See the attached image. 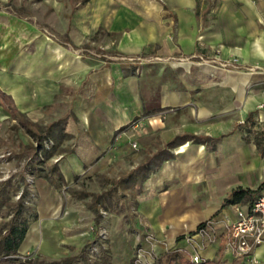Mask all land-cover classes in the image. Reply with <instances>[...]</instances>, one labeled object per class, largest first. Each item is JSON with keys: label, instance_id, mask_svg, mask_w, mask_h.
Instances as JSON below:
<instances>
[{"label": "crops", "instance_id": "0c3cea01", "mask_svg": "<svg viewBox=\"0 0 264 264\" xmlns=\"http://www.w3.org/2000/svg\"><path fill=\"white\" fill-rule=\"evenodd\" d=\"M84 46L174 58L132 66L79 52ZM199 55L237 57L242 68ZM249 66H264V0H0V95L16 111L0 96V127L9 117L63 126L70 137L61 145L71 143L56 161L63 178H106L101 192L132 196L122 221L130 234H114L117 217L103 220L106 264H130L146 231L159 241L152 264L191 262L195 250L219 264H264V240L251 260L223 250L221 228L214 243L186 238L207 218L233 219L264 189V72ZM139 116L132 137H115ZM39 184L42 212L27 221L17 256L62 260L80 218L73 209L54 216L57 189ZM236 189L251 191L225 201Z\"/></svg>", "mask_w": 264, "mask_h": 264}, {"label": "rangeland", "instance_id": "374dc122", "mask_svg": "<svg viewBox=\"0 0 264 264\" xmlns=\"http://www.w3.org/2000/svg\"><path fill=\"white\" fill-rule=\"evenodd\" d=\"M78 51L106 59H116L115 57L121 54L99 46H84ZM197 59L214 63L223 69L237 68L221 65L224 59H217V57L199 55ZM129 65L139 64L129 63ZM261 68H257L256 71L264 72ZM262 123L261 126L264 127V122ZM50 125L31 122L24 118L9 117L0 127V214L3 217L0 223V236L9 232L13 220L16 224H19L21 219V222L27 223L30 218L42 212L41 204L45 199L43 192L41 193L42 189L38 187L41 181H48L57 189L60 203L58 210L54 211V216H61L67 209H73L71 215L80 218L79 221L77 219L79 224L70 226L69 229L70 235L75 237L69 245L71 256L76 257L72 264H106L109 260L107 250L110 234L103 220L111 216L119 219L117 225L113 227L116 235L125 233L124 231L126 234L131 232L132 225L125 226L123 222L129 221L127 217L132 216L133 210L130 208L132 196L127 193L113 194L110 189L101 192L104 187L110 188V180L98 176L64 179L56 161L62 152L65 153L71 149V143L66 146L61 145L63 140H69L70 132L65 131L63 126ZM138 132L141 133L139 130ZM262 132L263 130H258L260 138L264 141ZM40 136L41 141L38 140ZM120 170L124 171L122 172L124 175L128 169ZM83 235H86V238L84 237L83 242H78L77 238L82 240ZM138 235V239L143 236ZM82 245H84L83 250L80 251Z\"/></svg>", "mask_w": 264, "mask_h": 264}, {"label": "built area", "instance_id": "2783aa9c", "mask_svg": "<svg viewBox=\"0 0 264 264\" xmlns=\"http://www.w3.org/2000/svg\"><path fill=\"white\" fill-rule=\"evenodd\" d=\"M115 58L123 62L139 64L143 61L167 60L170 57H144L142 55L129 56L120 54V56ZM177 59L180 60L184 58L177 57ZM221 65L237 68L242 67L239 65L237 57L224 59L222 60ZM246 68L256 71L257 68L261 67L249 66ZM261 69L264 71V67ZM263 106L264 103L260 104V107ZM141 121V116L131 120L127 125L118 129L115 137H119L127 132L129 137H132L137 128L140 127ZM130 143L133 148L137 146L136 140H132ZM219 228H221L220 232L223 237L224 251L231 253L234 257H243L253 260V250L264 240V189L253 199L248 208L242 209L236 207L235 217L233 219L225 218L222 223L218 224V221L215 218H207L197 226L193 234L187 235L186 238L188 241H191L194 236H198L202 237L205 243H214L221 235V233H219ZM142 235L143 236L139 239V244L133 252L130 264H152L155 260L154 247L159 241H157L151 233H145ZM190 258L194 262L205 260L197 250L190 254Z\"/></svg>", "mask_w": 264, "mask_h": 264}, {"label": "trees", "instance_id": "16d2710c", "mask_svg": "<svg viewBox=\"0 0 264 264\" xmlns=\"http://www.w3.org/2000/svg\"><path fill=\"white\" fill-rule=\"evenodd\" d=\"M2 101L5 103L7 108L11 111V115H15V107L12 104V101L6 97L4 94L0 95ZM23 122V121H22ZM29 122V121H28ZM39 141L42 140V137L40 136L38 138ZM264 186V181L261 183V188ZM250 189H236L230 198H226L225 201L232 202L234 200H237L241 197V193H249ZM26 223L21 222L20 225L11 226L9 229V233H7L6 236L2 237V244H5V251L2 257L0 258V264H72V262L75 260L76 257L70 256L66 257L62 260H53V261H46V260H32L26 256L25 258L17 256V246L21 240V238L24 235V232L26 230ZM11 234V237H9ZM9 237V239H8ZM11 239V240H10ZM182 264H219L217 261H201V262H194L191 260L189 261H183Z\"/></svg>", "mask_w": 264, "mask_h": 264}]
</instances>
